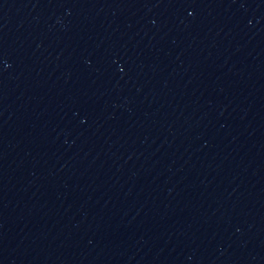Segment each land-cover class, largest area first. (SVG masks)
Masks as SVG:
<instances>
[{"label": "water", "instance_id": "1", "mask_svg": "<svg viewBox=\"0 0 264 264\" xmlns=\"http://www.w3.org/2000/svg\"><path fill=\"white\" fill-rule=\"evenodd\" d=\"M0 264H264V0H0Z\"/></svg>", "mask_w": 264, "mask_h": 264}]
</instances>
